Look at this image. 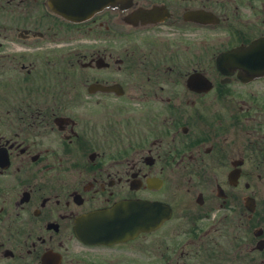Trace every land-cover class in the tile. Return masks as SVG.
I'll use <instances>...</instances> for the list:
<instances>
[{"label": "flooded vegetation", "instance_id": "af4514ba", "mask_svg": "<svg viewBox=\"0 0 264 264\" xmlns=\"http://www.w3.org/2000/svg\"><path fill=\"white\" fill-rule=\"evenodd\" d=\"M103 1L0 0V264H264V0Z\"/></svg>", "mask_w": 264, "mask_h": 264}]
</instances>
